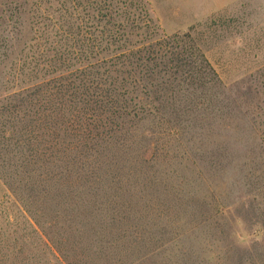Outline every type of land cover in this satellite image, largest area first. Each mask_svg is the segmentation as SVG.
I'll return each mask as SVG.
<instances>
[{"label": "trees", "instance_id": "1", "mask_svg": "<svg viewBox=\"0 0 264 264\" xmlns=\"http://www.w3.org/2000/svg\"><path fill=\"white\" fill-rule=\"evenodd\" d=\"M11 1L0 2V180L20 216L0 227V264H176L132 184L153 166L156 128L180 137L189 106L221 84L194 27L166 34L143 0ZM227 249L232 264L264 262V249Z\"/></svg>", "mask_w": 264, "mask_h": 264}, {"label": "rangeland", "instance_id": "2", "mask_svg": "<svg viewBox=\"0 0 264 264\" xmlns=\"http://www.w3.org/2000/svg\"><path fill=\"white\" fill-rule=\"evenodd\" d=\"M143 1L166 34L194 27L221 84L189 106L193 112L183 116L186 130L180 137L156 128L155 150L146 155L153 166L132 184L141 197L137 208L148 214L149 229L168 230L163 239L172 241L165 248L171 262L182 264L186 249L198 263L232 264L227 248L233 241L251 251L264 249L253 245L262 240L255 220L264 227V0ZM154 123L164 120L149 118L145 128ZM137 140L131 153L142 156L146 143ZM141 186H146L143 196ZM6 192L0 180L2 228L8 215L20 216L11 204L3 206Z\"/></svg>", "mask_w": 264, "mask_h": 264}]
</instances>
